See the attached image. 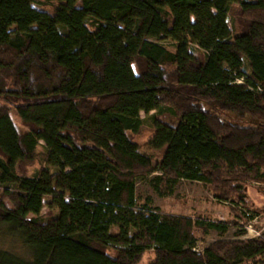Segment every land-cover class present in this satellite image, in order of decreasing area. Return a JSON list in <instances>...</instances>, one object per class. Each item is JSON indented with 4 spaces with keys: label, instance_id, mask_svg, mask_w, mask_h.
Returning <instances> with one entry per match:
<instances>
[{
    "label": "trees",
    "instance_id": "16d2710c",
    "mask_svg": "<svg viewBox=\"0 0 264 264\" xmlns=\"http://www.w3.org/2000/svg\"><path fill=\"white\" fill-rule=\"evenodd\" d=\"M34 1L0 0V236L25 250L0 244V264H138L148 250L149 264H264V235L199 250L197 230L237 223L136 196L156 171L160 196L185 179L249 207L244 181L264 182V0ZM150 111L176 118L155 120L154 165L133 140ZM40 142L45 165L14 171Z\"/></svg>",
    "mask_w": 264,
    "mask_h": 264
},
{
    "label": "rangeland",
    "instance_id": "374dc122",
    "mask_svg": "<svg viewBox=\"0 0 264 264\" xmlns=\"http://www.w3.org/2000/svg\"><path fill=\"white\" fill-rule=\"evenodd\" d=\"M39 8L47 11H52L54 2H44L43 0H35L33 2ZM238 10V4H233L228 14V22L232 24V18ZM11 27V29H13ZM169 48L172 47L169 45ZM171 69V67H168ZM11 116L18 126L20 131L25 127L15 114L14 108L11 107ZM143 119V124L140 127L138 133L133 135V140L139 145V149L144 154L151 157L152 164L160 158L161 151L151 149L147 142L153 136L155 130V120L174 124L176 118L170 113H156L150 111L148 114L140 113ZM35 160L32 164L26 165L21 162L12 164V167L16 172L21 174L26 172L32 174L36 170L45 165V148L43 142L37 146L35 151ZM158 172H153L147 177L138 178L136 182V196L139 203L143 202L146 196L151 197L152 204L159 207V209L166 213L189 215L193 217H203L212 220H231L237 223L236 226L230 227V229L223 235L217 233L214 230L203 233L200 230L196 231L198 237L197 248L202 250L205 246L210 245L218 240L228 239H247L264 235V182L255 180L244 181V188L246 196L249 200V207L242 204H236L230 201L217 200L211 191H209L202 183L198 181H189L185 179L179 180L173 187V191L168 196H160L149 183V179ZM162 188V187H161ZM0 195L2 190L0 189ZM49 201V198H46ZM56 214V210L48 211L47 207L43 208L41 215L44 219H47ZM33 216L30 214L29 217ZM239 229H244L243 235H236ZM0 244L4 247H10L15 249L16 252L21 254L25 253L24 248L20 244H15L8 236H0ZM108 254L114 255V249L109 248ZM154 258L152 250L146 251L141 257L138 264H149ZM248 264V263H246Z\"/></svg>",
    "mask_w": 264,
    "mask_h": 264
}]
</instances>
